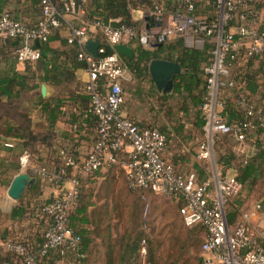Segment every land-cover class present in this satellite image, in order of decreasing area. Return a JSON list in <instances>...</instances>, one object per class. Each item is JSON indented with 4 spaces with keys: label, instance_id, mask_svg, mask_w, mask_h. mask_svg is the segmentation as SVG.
<instances>
[{
    "label": "built area",
    "instance_id": "built-area-1",
    "mask_svg": "<svg viewBox=\"0 0 264 264\" xmlns=\"http://www.w3.org/2000/svg\"><path fill=\"white\" fill-rule=\"evenodd\" d=\"M260 1L214 0L212 18L197 14L199 6L209 3L207 0H146L149 7L142 11L143 22L138 26L99 20L92 24L112 49L107 53L106 46L100 42L99 58L85 49V43L92 38L89 28L68 25V43L79 47L78 59L86 64L85 92L90 99L89 111L97 119V138L83 161L77 162L61 152V167L39 170L48 183L61 189L41 209L47 222L44 242L32 249L18 239L0 242V256H9L0 264H41L52 252L63 257L86 258L81 251V238L70 226V214L78 204L83 179L116 166L125 171L130 190L183 200L179 213L184 225H200L206 230L201 246L203 264H264V247L252 232L251 215L245 214V220L234 226L228 223L229 206L241 188L237 177L217 171L214 177L200 181L196 174H179L163 156L166 135L158 128L142 127L122 113L124 86L130 79L123 56L115 50L125 39H143L149 44L181 39L188 48L202 49L206 38H210L215 48L204 67L203 141L199 143L197 157L211 161L218 140L230 135L236 140L235 152L245 157L246 162L247 136L254 129H264V111L247 92H241L243 83L233 78V70L239 60L259 58L264 62V28L259 26L258 11L253 10ZM40 5L41 17L33 27L14 19L8 12L0 16V41L19 40L15 56L20 64L39 60L41 50L32 44L47 42L52 32L63 26L66 16L83 11L75 0H40ZM226 90L238 91L235 102L244 112L245 120L226 119ZM28 160L29 155H23L21 165L26 167ZM70 169L76 170V174ZM254 213L264 216V202L255 204ZM142 245L145 255V240Z\"/></svg>",
    "mask_w": 264,
    "mask_h": 264
},
{
    "label": "crops",
    "instance_id": "crops-1",
    "mask_svg": "<svg viewBox=\"0 0 264 264\" xmlns=\"http://www.w3.org/2000/svg\"><path fill=\"white\" fill-rule=\"evenodd\" d=\"M257 5L258 23L264 28V0ZM4 12L33 27L41 17L40 0H0V16ZM83 15L84 11L76 16H66L63 26L54 30L49 37L51 39L48 45L60 54L58 64L61 65L59 73L54 75L50 83L40 82L39 88L32 92L22 93L10 99L0 96V242L19 238L31 246H38L47 226L41 206L60 192V188L48 183L40 175L39 170L43 167L49 170L61 167L62 151L67 152L77 162L83 161L96 141L97 122L94 116L87 113L90 99L85 92L88 81L86 64L79 61L78 57V62L68 61L66 56L69 57L71 49L74 48L63 45L69 36L68 25H85L89 28L93 39L99 42H101L99 39L103 40L97 28L82 22ZM132 17L135 21L143 22L142 10L132 11ZM19 43V40L0 41V74L26 73L28 65L20 64L15 56V49ZM175 43L176 39L160 44H149L143 39L124 40L123 44L131 47L135 56L124 59L130 80L124 86L125 102L122 113L134 119L142 127L158 128L166 135L167 145L163 156L179 174H196L200 181H205L214 177L215 172L222 171L238 179L240 167L251 162L264 144V130L254 129L248 134L246 142L249 158L246 162L245 157L235 152L236 140L229 136L221 137L222 144L220 142L219 149L214 150L211 161L199 160L197 157L199 143L203 141L201 104L205 91V64L202 63L200 67L203 72L199 74V85L191 86L192 95L185 91L175 93L174 86L169 92L160 90L149 70L150 62L154 59L178 63ZM43 44L34 42L32 45L41 50ZM139 45L154 54L153 59L148 63L147 72L139 73L129 67L128 61L137 58L135 50ZM79 62L81 66L77 67L76 64H80ZM32 66L36 68V65ZM234 70L236 77L245 74L247 90L259 108L264 109V75L260 73V63L239 62ZM184 72L186 71L182 68L181 73L175 75L174 82L176 77ZM38 75L44 76L45 72H38ZM251 75L258 87L255 93L247 87V78ZM195 80L194 77L193 81ZM42 84L50 88L51 95L47 98L42 96ZM234 93L235 90H226L224 96L229 99L235 96ZM43 100L50 103L49 109L42 108ZM52 110H55L57 115L55 123L51 116ZM224 115L228 121L243 119L240 113L231 116L224 111ZM8 129L13 132L19 131L21 134L24 131L32 132L37 136V141L27 146V139L5 135ZM9 143L13 146H7ZM25 154L29 155V160L27 166L23 167L21 158ZM70 172L76 174L74 169H70ZM19 173H28L36 178V182L26 189L19 201H14L9 197L8 189ZM261 180L264 181L263 175L253 174L241 184L240 191L232 199L228 210L230 213L236 212L232 226L243 222L245 214L251 215L249 224L252 232L264 247V216L254 213L255 204L264 201V191L258 190ZM122 192L127 194L128 186L125 171L120 166L103 169L83 179L80 207L87 209V220L82 222L83 216L78 215L76 219L70 221V224L72 222L76 231L87 232L93 239L90 244L92 253L87 264H134V256L131 255L130 248L127 246L125 250V244L121 243L125 239L118 238L119 234L125 232L123 228L126 225L125 222H117L115 215L116 211L124 215L126 210V196L122 195ZM119 204L120 208L117 209L116 206ZM19 208L24 210L23 215L15 216L13 213ZM126 242L129 245L128 240ZM142 246L141 242L139 264H147V247L146 254L143 255ZM2 257L9 256L5 254ZM45 264H75V258L72 255L65 257L54 255Z\"/></svg>",
    "mask_w": 264,
    "mask_h": 264
},
{
    "label": "trees",
    "instance_id": "trees-1",
    "mask_svg": "<svg viewBox=\"0 0 264 264\" xmlns=\"http://www.w3.org/2000/svg\"><path fill=\"white\" fill-rule=\"evenodd\" d=\"M79 7H81L84 11V15L82 16V22L84 24H93L96 21H101L103 23H109L112 22L114 24H127V25H140L142 21H135L132 17V11L134 10H145L149 6L144 1L146 0H88L87 3L84 2V0H75ZM209 3L205 2L202 6H199L197 9V14L200 16L209 15L212 16V18L215 17V5L213 4L214 0H207ZM41 6V5H40ZM60 8L62 7L61 3H59ZM258 5L257 3L254 4L253 10L258 11L257 9ZM12 16V15H11ZM17 20V19H16ZM117 20L118 22H115ZM233 24V23H232ZM234 25V24H233ZM51 36V35H50ZM50 39H48L47 42H44V44L41 46L42 55L41 58L35 62L31 63H25V65H28V69L25 74H20L18 72H13L11 74H0V96H5L7 98L17 97L21 95L22 93H30L33 90L39 88L40 82H51V79L54 78V75H57L59 73V67L61 65L58 64L60 61V54L49 47ZM102 43V45L106 46L105 42L102 39H99ZM10 41V40H9ZM69 45V47L74 48L71 49L70 53L74 56L68 57L66 56L67 60L72 63L78 62V46L75 44H69L68 40L63 43V45ZM176 50L178 51V58L177 61L179 65L185 69L186 72L178 75L174 82V90L175 93H180L182 91L188 92L190 95H192L190 92L192 90L191 86H198L200 83L199 74L203 72L201 71L200 67L201 64L207 65L209 63L211 52L215 48L214 42L211 41L210 38H206L205 46L203 49H196V48H188L184 45L183 41L181 39H176ZM107 53H111L112 49L108 46H106ZM137 58L132 60H127L129 63V67L131 69L137 70L139 73L148 71V63L153 59L154 54L153 52L149 50H145L142 45H139L138 48L135 50ZM50 56L48 57V55ZM49 58V59H48ZM125 59V57H124ZM136 60V61H135ZM258 61L260 63V73L264 75V62L259 58H250L248 61H236L234 64V69L236 68V65L239 62H253ZM49 63V64H48ZM80 64H76L78 67ZM32 65H36V68ZM37 69V70H36ZM38 72H45L44 76H39ZM235 70H233V78L237 80L240 83H243V86L241 87V92H247L249 94V97L252 98L251 94L246 88V76L245 74L241 75V77L234 76ZM205 73V71H204ZM50 74H53V76H50ZM195 77V81H193V78ZM190 78V79H189ZM254 77L251 75L249 78H247L248 88L252 90L254 93L257 91V84L253 79ZM53 83V82H52ZM238 91L236 90L234 94H236ZM205 94V91H204ZM204 94L202 96V104L204 102ZM233 98V99H232ZM227 99L225 103V111L228 112L231 116L234 115V113H240L243 116V119H235V120H245L246 116L244 115V112L237 107L235 102V96ZM254 101V100H253ZM256 102V101H255ZM42 108L47 110L50 108V103L47 101H42ZM262 109V108H261ZM90 105L88 106L87 113L94 116L90 111ZM264 111V109H262ZM52 119L55 123L56 121V113L55 110L51 111ZM96 119V117L94 116ZM234 121V120H232ZM97 122V119H96ZM53 125V124H52ZM264 130V129H261ZM5 135L13 136V137H20L25 138L28 140L27 146H31L34 142L37 141V136H35L32 132L24 131L23 134H21L19 131L13 132L11 129L6 130L4 133ZM1 136V133H0ZM229 137H232L230 135H227ZM221 140L218 142L216 146V150L218 148V145H220ZM222 144V142H221ZM221 146V145H220ZM219 146V147H220ZM219 149V148H218ZM63 152V151H62ZM65 152V151H64ZM67 156L69 154L65 152ZM240 176L238 177V180L240 181V184H244L248 179L251 178L253 174H256L257 176H264V144L261 146L259 153L257 156L251 161L245 164L243 167H240L239 169ZM83 187V184H82ZM133 193H137L142 198L145 197L146 194L152 193L150 191H132ZM82 197V188L80 193V198L78 201V204L75 206V208L72 210L70 214V221L72 219H76L78 215H82V222H86L87 220V209L85 207H80ZM173 200V199H172ZM174 203L178 206V210L183 204V200H173ZM50 202V201H49ZM264 202V201H263ZM46 202L45 204H47ZM43 204L42 207L45 205ZM125 206H127V202H125ZM117 209L120 208V204L116 206ZM136 209V208H135ZM24 210L19 208L18 211H15L13 214L15 216H21L23 215ZM117 212V211H116ZM136 213V210H134ZM180 214V213H179ZM235 215L236 212H227L228 217V223L232 225L235 222ZM181 216V215H180ZM182 219V217H181ZM132 221V220H131ZM183 222V220H182ZM184 224V223H183ZM71 228L74 230L76 234H78L81 238V251L86 254V258L80 259L76 256H72L75 258V264H87L89 257L92 253V249H90V244L93 242V239L90 237V235L87 232H78L75 230V228L72 225V222L70 224ZM187 227V226H186ZM200 228L205 230L203 226H195V227H189V228ZM137 227L130 228V224L128 222V227L125 230L124 233L119 234L118 238H121V240L125 239V241H121V243H124V248L126 250L127 246L130 248L131 255L134 256V264H139V251L142 240H145V233L147 232V227L142 232L136 231ZM206 231V230H205ZM136 233V235H134ZM206 235V234H205ZM205 238V237H204ZM21 241L19 238H15ZM129 242V245H127V240ZM23 241V240H22ZM25 242V241H24ZM44 242V235L41 237V241L38 244L41 245ZM30 249L36 248L35 246H31L27 242H25ZM150 243V241H149ZM56 255L57 257H63L60 254L56 252H52L47 258H44L41 262V264H45V262L51 257ZM152 250L148 252V261L152 259ZM2 256H0V263L4 260ZM199 261L203 263L202 257L199 258Z\"/></svg>",
    "mask_w": 264,
    "mask_h": 264
},
{
    "label": "rangeland",
    "instance_id": "rangeland-1",
    "mask_svg": "<svg viewBox=\"0 0 264 264\" xmlns=\"http://www.w3.org/2000/svg\"><path fill=\"white\" fill-rule=\"evenodd\" d=\"M258 188L260 192L264 191V181H260ZM124 193L122 192V195L126 196L128 204L124 215L120 211L115 212L116 219L117 222L126 223L123 230L128 227V222L131 229L137 227V232H142L147 227V264H203L199 258L202 257L201 246L206 231L198 227H186L178 206L171 198L153 193L141 198L129 188L127 194ZM151 250L153 257L149 262L148 252Z\"/></svg>",
    "mask_w": 264,
    "mask_h": 264
},
{
    "label": "water",
    "instance_id": "water-1",
    "mask_svg": "<svg viewBox=\"0 0 264 264\" xmlns=\"http://www.w3.org/2000/svg\"><path fill=\"white\" fill-rule=\"evenodd\" d=\"M101 43L93 38H90L85 43V49L94 57L99 58L98 49ZM115 50L122 56L133 58L135 53L131 47L126 44L115 46ZM149 70L154 83L160 90L169 92L174 86L175 75L181 73V66L177 62H171L164 59H154L150 62ZM41 93L44 98L51 95L50 88L46 84H42ZM36 182V178L28 173H19L16 175L8 189V195L14 201H19L26 189Z\"/></svg>",
    "mask_w": 264,
    "mask_h": 264
}]
</instances>
